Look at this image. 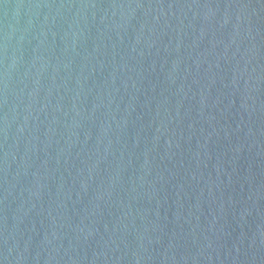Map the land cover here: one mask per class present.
I'll use <instances>...</instances> for the list:
<instances>
[{"label":"water","instance_id":"1","mask_svg":"<svg viewBox=\"0 0 264 264\" xmlns=\"http://www.w3.org/2000/svg\"><path fill=\"white\" fill-rule=\"evenodd\" d=\"M0 264H264V0H0Z\"/></svg>","mask_w":264,"mask_h":264}]
</instances>
